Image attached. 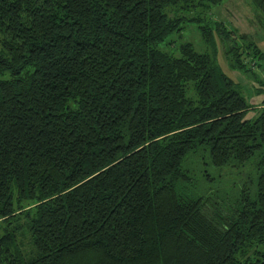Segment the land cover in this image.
I'll list each match as a JSON object with an SVG mask.
<instances>
[{
  "label": "trees",
  "instance_id": "trees-1",
  "mask_svg": "<svg viewBox=\"0 0 264 264\" xmlns=\"http://www.w3.org/2000/svg\"><path fill=\"white\" fill-rule=\"evenodd\" d=\"M218 2L0 0V264H264V96L207 50L264 52Z\"/></svg>",
  "mask_w": 264,
  "mask_h": 264
},
{
  "label": "rangeland",
  "instance_id": "rangeland-1",
  "mask_svg": "<svg viewBox=\"0 0 264 264\" xmlns=\"http://www.w3.org/2000/svg\"><path fill=\"white\" fill-rule=\"evenodd\" d=\"M206 13L211 15L212 18L221 20L228 28H233L238 33L248 35L264 52V14L252 0H219ZM170 38H174L172 44L189 41L197 50L203 51V49H206L205 44L202 43L197 25L192 20L185 22L184 27L179 32L174 31L168 34L165 41ZM216 47L215 52L211 48L207 51L221 68L240 84L245 100L251 106L246 111L245 117L251 118L256 115V107L264 96V82L260 84V80H264V58L258 61L259 65L253 67L255 73L252 75L250 72L246 73L241 69H232L228 66L227 59L223 55L224 46L221 39L216 40ZM255 87L261 88L262 91L254 89ZM21 243L22 249L25 252L28 251L29 243L26 234L23 236Z\"/></svg>",
  "mask_w": 264,
  "mask_h": 264
}]
</instances>
